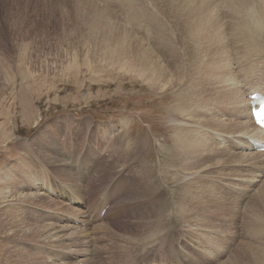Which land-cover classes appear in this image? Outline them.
<instances>
[{"label": "rangeland", "instance_id": "rangeland-1", "mask_svg": "<svg viewBox=\"0 0 264 264\" xmlns=\"http://www.w3.org/2000/svg\"><path fill=\"white\" fill-rule=\"evenodd\" d=\"M110 18L179 83L106 61ZM263 59L264 0H0V264H264V161L216 107L264 94Z\"/></svg>", "mask_w": 264, "mask_h": 264}, {"label": "bare ground", "instance_id": "bare-ground-1", "mask_svg": "<svg viewBox=\"0 0 264 264\" xmlns=\"http://www.w3.org/2000/svg\"><path fill=\"white\" fill-rule=\"evenodd\" d=\"M131 4V3H130ZM131 8V5L129 6ZM108 24L110 25V32L108 31H91V32H87V30L84 28V33L87 35V38L90 41H92L93 43H95L94 45L97 47L96 50H102L104 51V54H103V58L108 61L110 64H112L114 67H116L117 69L119 70H123V71H126L128 73H132L134 70H136L137 68H142L143 69V77L146 76L147 79H148V74H149V84L151 86H153L155 89H159V90H164V89H167L169 87H171L174 83H179L180 81V78L177 77L175 74L171 75L170 77L168 78H164L162 75H163V72L161 71L160 69V65L159 64H154V62L152 61V58L149 56V59L145 58L140 50L136 47V46H133L132 45V41H131V38L129 36V32L122 26H120L118 23L115 22V19H112L110 18L109 19V22ZM244 30H245V33H249L247 32V27H244ZM238 31V30H236ZM239 32V31H238ZM241 32V31H240ZM238 34V33H237ZM250 36V35H249ZM221 38V37H220ZM245 38V37H244ZM243 38V40H244ZM255 39V38H254ZM249 40V39H247ZM257 40V39H256ZM231 41V40H230ZM221 42V41H220ZM227 42V41H226ZM92 43V44H93ZM239 43V42H238ZM251 43V42H250ZM223 44V43H222ZM232 44V43H231ZM248 44V43H247ZM229 45V44H228ZM236 45V44H235ZM241 45V44H240ZM251 45V44H250ZM230 46V45H229ZM258 46V45H257ZM232 47V46H231ZM238 47V46H237ZM241 47V46H240ZM247 48V47H246ZM229 49V48H228ZM253 49V48H252ZM147 49L144 50V54L148 56V53H147ZM250 51V50H249ZM238 52V51H237ZM244 52H245V49H244ZM256 52V51H254ZM253 52V53H254ZM106 53V54H105ZM252 53V51L250 52ZM240 54V53H239ZM252 54H250L251 56ZM111 57V58H110ZM227 59V57H225ZM224 58V59H225ZM260 58V57H259ZM222 59V60H224ZM260 60V59H259ZM264 60V59H263ZM237 61V60H236ZM223 62V61H222ZM257 62V61H256ZM235 63V62H234ZM224 64V63H223ZM232 64V63H231ZM225 65V64H224ZM224 65H221V66H224ZM230 66V65H228ZM181 67V65H180ZM226 67V66H225ZM152 68H156V70L159 72L158 73H155L153 71ZM182 68V67H181ZM185 68V67H184ZM184 68H182L179 71L180 73H182V71L184 72ZM223 68V71L226 70ZM236 68V67H235ZM220 69V67H219ZM221 72L222 69H220ZM229 70V69H228ZM230 72H232L231 70H229ZM227 73H229L228 71H226ZM235 72V71H234ZM228 75V74H227ZM224 76V74L222 75ZM221 77V76H220ZM220 79V78H219ZM228 80V77L226 78ZM234 79V78H233ZM207 80V79H206ZM205 79H202V82H201V85H203L206 81ZM235 81V80H234ZM233 81V82H234ZM174 82V83H173ZM210 82L213 83V79H210ZM229 82V81H228ZM235 83V82H234ZM225 85V83H222V85ZM231 82L229 83H226L225 86H231ZM246 84V83H245ZM223 85V86H224ZM178 86V85H177ZM220 86V87H219ZM224 86V88H226ZM234 86V84H233ZM236 86V85H235ZM235 86H234V89H232V91H230L231 93H223L220 91L217 92V96L221 94V98H219L218 100V105L216 106L217 108H221L219 110V112L223 110V106L225 105V107L228 105H230L231 109V113L234 115L232 116L234 121H229V123L231 124V126L235 127L233 128V130H229V132H231L232 136V140L231 141L232 143H235L237 144L238 143V149L244 153H247V154H239L241 156V158L243 160H245L247 162L248 165H253V164H258V163H261L264 161V151H257V150H253L252 149V146H254L253 144L254 143H261L264 139L263 137V134L261 132V130L255 126L251 116H250V99L248 98L250 95L256 93V91H254L252 88L250 89L251 91L247 90V89H243V88H236L235 89ZM218 87L222 90H223V87L221 86V83L219 82V85ZM232 87V86H231ZM231 87L229 88L231 90ZM219 89V90H220ZM228 89V91H229ZM259 89V88H258ZM261 89V88H260ZM227 90V89H226ZM253 90V91H252ZM227 91V92H228ZM203 94H205L204 92H200ZM200 93L198 92V98H200ZM223 93V94H222ZM248 98V99H247ZM202 100V99H201ZM193 103V102H192ZM199 106V105H198ZM200 107H201V104H200ZM202 107H204V109H206V107L203 105ZM201 107V108H202ZM234 108V109H233ZM188 109V108H187ZM195 109V107H194ZM193 109V110H194ZM208 109V108H207ZM206 109V110H207ZM229 109V108H228ZM204 110V111H206ZM209 110V109H208ZM187 111V110H186ZM188 111H191V110H188ZM195 111V110H194ZM203 111V113H204ZM225 110H223L224 112ZM185 112V111H184ZM183 112V114H184ZM218 112V111H216ZM197 113V112H196ZM195 113V114H196ZM208 113V112H207ZM227 113V112H226ZM194 114V113H193ZM198 114H200V112L198 111ZM214 114H215V111H214ZM221 114V113H220ZM189 115V114H188ZM187 115V116H188ZM190 115H192L190 113ZM204 115V114H203ZM216 115V114H215ZM227 115H229L227 113ZM177 116V115H176ZM197 116V115H196ZM195 116V117H196ZM178 117V116H177ZM176 117V118H177ZM185 117V116H184ZM191 117V116H190ZM209 117V113H208V116ZM216 117V116H215ZM232 117L229 119H232ZM174 118H175V115H174ZM199 118V117H197ZM206 118V117H205ZM178 119V118H177ZM207 119V118H206ZM223 119V118H221ZM219 118V114H217V119L216 120H212L210 118V120H212V122L210 123V125H217V126H220V125H224L223 124V121ZM227 120V119H226ZM243 122H242V121ZM172 121V120H171ZM176 121V120H175ZM225 121V119H224ZM179 123V122H178ZM228 125V123L226 124ZM200 126V125H199ZM215 126V127H217ZM186 127V126H185ZM188 127V126H187ZM193 127V126H192ZM199 128V127H198ZM183 128H181L180 130H182ZM187 129V128H186ZM184 130V129H183ZM192 130V129H191ZM199 130V129H198ZM206 130V129H205ZM205 130H200L201 132L205 131ZM208 130V129H207ZM206 130V131H207ZM194 131V130H193ZM192 131V132H193ZM196 131V129H195ZM212 132V131H211ZM183 133V132H182ZM194 134L197 133V132H193ZM214 133V131H213ZM223 133V132H222ZM198 134V133H197ZM202 134V133H201ZM228 134V133H227ZM193 135V134H192ZM211 135H214V134H211ZM194 137H196L195 135H193ZM215 136V135H214ZM219 136V135H218ZM222 136V135H220ZM213 137V136H212ZM228 138V137H227ZM225 138V139H227ZM230 138V139H231ZM192 139V138H191ZM189 140V138H188ZM221 141H224V140H221ZM227 141V140H226ZM228 142V141H227ZM220 144V142H219ZM230 144V142H229ZM218 145V144H217ZM215 146V145H214ZM219 149V148H218ZM224 149V148H223ZM226 150V149H225ZM221 151V149L219 150ZM229 152V151H228ZM262 152V153H261ZM235 153V152H234ZM230 156H231V153H229ZM237 154V153H236ZM228 155V154H226ZM263 159V161L259 160V159ZM62 161L61 159H59L58 161H55V162H60ZM194 161V160H193ZM191 161V162H193ZM189 161V163H191ZM195 162V161H194ZM197 162V161H196ZM195 162V163H196ZM253 162V163H251ZM189 165V164H187ZM191 165V164H190ZM198 165V164H197ZM194 166V165H193ZM264 166V165H263ZM189 167V166H188ZM187 167V168H188ZM194 169V168H193ZM202 170V169H201ZM65 171L67 172V170H64V173ZM194 171V170H193ZM119 172V171H118ZM198 172V171H197ZM191 173V172H190ZM83 174V173H82ZM192 174V173H191ZM252 175V174H251ZM258 175V174H257ZM193 176V175H192ZM2 177V176H1ZM248 177V176H247ZM256 177V176H255ZM8 181V180H7ZM11 181V180H10ZM16 182V181H15ZM37 183H40L39 180H33L32 181V184H33V188H37L38 184ZM31 184V183H30ZM236 185V184H235ZM10 187V186H9ZM243 187V186H242ZM42 188V187H41ZM16 189V188H15ZM43 189V188H42ZM240 191V190H239ZM247 191V190H246ZM228 193V192H227ZM43 194H39V193H36L34 194V196L36 198H39V196H42ZM29 197V196H28ZM33 197V196H32ZM34 198V197H33ZM24 199L27 200V198L25 197ZM29 200V199H28ZM34 200V199H33ZM32 200V201H33ZM79 203V202H78ZM228 204V203H227ZM53 206V205H52ZM13 208V207H11ZM18 208V207H17ZM78 212V211H77ZM188 212V211H187ZM202 212V211H201ZM200 213V212H199ZM83 214V213H82ZM211 214V213H209ZM199 215V214H198ZM60 216V215H59ZM46 217V216H45ZM71 217V216H70ZM81 223V222H80ZM258 226H255V225H252L251 223H249V225L252 227L251 229H253V234H257L259 232V226L261 224L260 221H258ZM244 225V224H243ZM37 226V225H36ZM33 227V226H32ZM67 227V226H66ZM73 227V226H72ZM96 227V226H95ZM222 227V226H221ZM48 228V227H47ZM45 229V228H44ZM43 229V230H44ZM50 229V228H49ZM46 230L47 231H49ZM62 229V228H61ZM250 230H247L249 231V233H247L245 236L243 233V237H245V239H249L251 241L254 240V235L250 232ZM39 230V229H37ZM51 230V229H50ZM63 230V229H62ZM244 230H245V227H244ZM45 231V230H44ZM76 231V230H75ZM98 231V230H97ZM196 231V230H195ZM29 232V231H28ZM50 232V231H49ZM80 232V231H79ZM245 232V231H244ZM36 233V232H35ZM44 233V232H43ZM82 233V232H81ZM93 233V232H92ZM31 234V233H30ZM45 234V233H44ZM80 234V233H79ZM9 235V234H8ZM47 235H49L47 233ZM78 234H76L77 236ZM41 236V235H39ZM68 236V235H67ZM70 236V235H69ZM72 236V235H71ZM80 236V235H79ZM129 236V235H128ZM33 237V236H32ZM48 237V236H46ZM64 237V236H63ZM62 237V238H63ZM66 237V236H65ZM52 238V237H51ZM49 238V239H51ZM72 238V237H71ZM9 239V238H8ZM38 240V236L36 238ZM47 239V238H46ZM53 239V238H52ZM73 240V239H72ZM51 241V240H50ZM70 242H72L71 240H69ZM161 243V242H160ZM130 244V243H129ZM137 244V243H136ZM57 246V245H56ZM65 246V245H64ZM132 246V245H131ZM211 246V245H210ZM58 247V246H57ZM90 247V246H89ZM137 247V246H136ZM208 249V247H207ZM221 249V248H220ZM119 250V249H118ZM254 249H249L247 252H242L239 254V257H242L239 261L238 264H254V260L251 258V259H248V260H245V257L248 256L249 254H251L253 252ZM208 251V250H207ZM223 251V250H222ZM127 252V251H126ZM156 252V251H155ZM261 253H264V250L262 251H259ZM170 254V253H169ZM159 255V254H158ZM173 254L171 253L170 255L167 256V258H169L170 256H172ZM173 257V256H172ZM124 259H127L124 257ZM129 259V258H128ZM132 259V258H131ZM212 259V258H211ZM51 260V259H50ZM123 260V259H122ZM170 260V259H169ZM217 260V259H215ZM120 262V261H119ZM124 262V261H123ZM127 262V260H126ZM125 262V263H126ZM130 262V261H129ZM134 262V261H133ZM216 261H213L212 263H215ZM124 263V264H125ZM184 263V262H183ZM182 263V264H183ZM29 264V263H28ZM149 264H157V263H149ZM223 264H229V263H223Z\"/></svg>", "mask_w": 264, "mask_h": 264}]
</instances>
